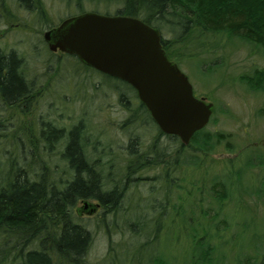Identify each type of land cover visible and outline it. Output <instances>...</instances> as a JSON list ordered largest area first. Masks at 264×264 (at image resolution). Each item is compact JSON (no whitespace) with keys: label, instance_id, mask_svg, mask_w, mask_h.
Returning <instances> with one entry per match:
<instances>
[{"label":"trees","instance_id":"1","mask_svg":"<svg viewBox=\"0 0 264 264\" xmlns=\"http://www.w3.org/2000/svg\"><path fill=\"white\" fill-rule=\"evenodd\" d=\"M81 1L78 0L79 5ZM86 1L120 5L121 8L116 10L115 15L140 19L148 27L158 30L162 49L167 58L177 65L184 61V58L199 61L200 56L214 51L216 48L211 42L216 38L237 41L264 55V0ZM69 61L79 64L71 58ZM199 62L200 66L204 64L206 74H212L209 64L205 61ZM79 65L86 71L95 73L90 67ZM6 68L3 62L0 65V81H2L0 89L6 93L7 90L14 93L15 83L12 80L8 81L11 78L7 73L5 74ZM105 77L115 81L117 85L120 84L118 87L110 88L121 89V93L128 100L127 94L131 93L137 106L136 112L142 118L140 123L137 121L139 125L144 124L151 129L155 127L153 132L158 131L154 143L148 147V150L145 149L146 151L142 152L138 139L134 136L128 137V141L125 139L119 147L120 153L125 154L123 155L125 163L122 164L123 167L121 166L123 170L120 175L123 178L108 189L105 182L113 178L112 159L115 155L107 152L108 149H112L100 141H91L92 137L86 130L88 127H85L82 121L70 128L58 126L59 129L52 128V125L47 122L43 123L42 136L36 139L38 144H34V138L30 139L26 152H23L21 143L16 140L14 155L8 154L7 161L2 166L5 169H0V257H5L7 264H86L92 235L81 224L80 211L75 212L74 208L79 203L92 202L87 212L92 209L93 203H99L103 215L116 217L123 211L124 195L130 188L147 180L139 177V174L156 168L159 170L158 182L161 184L159 189L164 192V200L157 205L164 210L166 206L171 205L170 189L174 187L172 176L177 173L178 168H199L203 161L201 158H208L221 145L225 147L227 153L234 152V148L230 145V136L223 135L221 132L207 131L209 123L206 128L193 135L187 146H184L177 137L162 134L145 106L138 102L133 88L108 75ZM239 79L251 89L264 92V69H256L251 76L242 75ZM121 100L122 98L120 102L123 104ZM129 102L131 103V100ZM123 107L129 109L130 106L123 104ZM259 112L264 115V106ZM214 113L215 108L213 116ZM213 116L209 122L212 121ZM162 138H167L170 142L169 147L159 145ZM99 148L102 151L97 152ZM249 153L240 157V161L235 159L229 161L230 168L224 173L222 179L213 177V188L217 190L214 189L212 192L215 194L216 201L218 199L217 202L230 198L233 202L232 192L235 195L238 194L237 189L243 195L254 194L256 197H261L260 192L255 194L248 189L242 190L241 187L245 174H250L256 168L264 169L262 153L258 150H252ZM26 155L29 158L28 163L24 159V157L27 158ZM102 159H104L103 163H101ZM241 161L240 167L234 166L236 162ZM107 166L111 167L106 169ZM261 184L264 186V181ZM173 202L174 210L182 208L181 203L178 205L174 200ZM135 208L131 211L133 212ZM132 215L131 219L124 220V226L128 229L135 226L140 228L136 233L131 229L133 232L131 237L137 241L140 240V234L145 236L147 233V239H143L147 242L139 246L140 250H144L158 241V236L165 228L162 229L160 220L156 217V222L152 225L155 230L150 233L145 230L147 219L143 220L144 218L137 214L138 218L133 220ZM215 218H218L216 214ZM113 220L111 224L117 227L115 224L117 220ZM182 222L191 229L189 237L193 250L188 256L187 264H214L215 259L218 258L216 254L219 247L211 246L210 239L213 242L218 239V231L213 228L212 234L216 233L213 236L199 226L203 231L202 236L199 237L196 228L190 225V219ZM102 225L109 233L108 224L103 218ZM128 247V243L113 247L110 241L108 254L100 264H141L135 262L134 257L128 256ZM123 256L120 263H114L119 261L118 257ZM225 259L223 255H220L218 262L225 263ZM237 263L241 264L239 260ZM147 264L171 263L161 256L154 255L148 259ZM243 264H249L248 260Z\"/></svg>","mask_w":264,"mask_h":264},{"label":"rangeland","instance_id":"2","mask_svg":"<svg viewBox=\"0 0 264 264\" xmlns=\"http://www.w3.org/2000/svg\"><path fill=\"white\" fill-rule=\"evenodd\" d=\"M46 1L50 6L49 10L51 9L53 20L58 10L64 12L63 8H55L58 0ZM79 8L80 14L96 12L114 16L116 10L121 7L111 3H90L82 0ZM211 44L216 49L200 56L199 61L209 64L212 74H206L204 64L200 66V62L196 59L184 58V61L178 63V67L190 81L194 96L204 98L207 103L211 102L214 105L215 113L206 128L207 131L221 132L223 135L230 136V145L234 148V152L227 153L225 147L221 145L208 158H201L203 161L199 168H178L177 173L172 176L174 187L170 189L171 205L166 206L164 210L157 205L164 200V192L159 189L161 185L158 182L160 180L159 170L155 168L139 174V177L147 180L130 188L124 195L123 211L116 217L103 215L102 210H96L90 214L85 210L80 211L79 220L92 235V244L87 252L86 264L102 263L108 254L110 241L113 247L128 243V256L134 257L135 262L141 264H147L148 259L154 255L161 256L171 264H187L189 263L188 256L193 250L189 237L191 229L182 222L187 219L191 220L190 225L196 228L199 237L202 236V229L211 234L213 228L218 231V239L214 242L210 239V243L211 246L219 247L216 258L223 255L226 259L225 263H222L218 262L217 258L214 264H238V260L241 264L246 260L249 264H264V186L261 184L264 181V169L256 168L250 174H245L241 186L242 190L248 189L255 194L260 192L261 197H256L254 194L252 196L243 195L237 189L238 194L235 195L232 192L233 202L230 201L231 198L217 202L218 199L216 201L215 194L212 192L215 189L213 188V177H218V180L222 179L224 173L230 168L229 161L234 159L240 161V157L250 154L252 150H258L264 156V115L259 112L264 106V92L251 89L239 79L242 75L251 76L256 69H264V55L256 49L244 46L237 41H227L224 38L213 39ZM46 60L45 57L37 58L36 66L45 65ZM69 60L70 58L64 61L61 68V76L64 73L68 83L62 89L60 85L55 89L51 98L56 102L48 103L51 106L45 105V114L50 113L49 118L54 120L59 127L68 126L70 128L82 121L85 127H88L86 130L92 137L91 141L98 140L112 149L107 150L115 155L112 159L113 178L105 182L109 189L111 185L114 186L115 182L123 178L120 175L123 170L122 164L125 163L123 157L125 154L120 153L119 150L123 141L134 136L138 139L143 152L154 143L158 131L153 132L155 127L151 129L144 124L139 125L142 118L136 112L137 106L131 93L127 94L131 100L129 109L123 107L119 100L121 89L110 88L118 87L120 84L117 85L115 81L97 72L86 71L76 62ZM64 93L69 99L61 98ZM22 125L33 128V124L29 123L10 126V138L0 141V169L2 170L5 169L2 166L7 161L5 157H8V154L13 156L16 148V139L12 132H17ZM159 143L162 147L170 146L167 138L160 139ZM241 164L242 161L236 162L234 166L240 167ZM110 167L107 166L106 169ZM154 178L156 179L153 180ZM179 199L180 201H176ZM173 200L178 205L181 203L182 208L174 210ZM91 203L87 204L91 205ZM82 206L83 204L79 203L74 208L75 212L79 211ZM132 208H135L133 212ZM131 214H133V220L138 216L144 218L143 220L147 219L145 230L150 233L155 230L152 225L156 222V217L160 220V225L165 230L158 236L156 243L144 250L139 249L140 244L147 242L143 240L147 239V233L145 236L140 234L138 241L132 239V230L136 233L140 228L135 226L131 230L124 226V220L131 219ZM215 214L218 217L215 218L216 220L214 219ZM102 218L108 224L109 233L102 225ZM113 219L117 220L115 223L117 227L111 224ZM215 234L214 232L212 235L215 236ZM118 258L119 261L114 263H120L124 256ZM4 259L5 257H0V264H7Z\"/></svg>","mask_w":264,"mask_h":264},{"label":"water","instance_id":"3","mask_svg":"<svg viewBox=\"0 0 264 264\" xmlns=\"http://www.w3.org/2000/svg\"><path fill=\"white\" fill-rule=\"evenodd\" d=\"M45 40L51 49L130 85L161 133L184 146L208 126L213 103L194 96L187 76L162 49L159 31L140 19L86 12L63 22ZM88 206L84 203L79 211Z\"/></svg>","mask_w":264,"mask_h":264},{"label":"flooded vegetation","instance_id":"4","mask_svg":"<svg viewBox=\"0 0 264 264\" xmlns=\"http://www.w3.org/2000/svg\"><path fill=\"white\" fill-rule=\"evenodd\" d=\"M58 1L55 8H63L64 12L58 10L53 20L46 0H0V65L5 62L7 67L5 74L11 78L8 81L12 80L15 83L16 89L14 93L8 90L6 93L0 89V141L10 138V126L14 127L20 123L33 124V128L22 125L17 132H12L14 139L21 143L23 152H26L30 145V139L34 138V144H38L36 139L42 136L43 123L47 122L52 128L59 129L55 121L49 118L50 113L45 114L44 107L51 106L48 103L56 102L51 98L55 89L59 85L62 89L68 83L64 73L61 76L64 61L71 58L81 64L75 55H68L58 48L51 49L45 40L50 31L58 29L71 17L81 15L78 0ZM39 57L47 58L46 66H36V59ZM120 94L119 100L122 98L124 105H130L126 96ZM66 97L65 93L61 96L69 99ZM136 97L138 100L137 95ZM99 151L102 149H97V152ZM26 156L24 159L28 163L29 158ZM103 162L104 159L101 160V163ZM93 204L92 208L95 211L101 210L99 203Z\"/></svg>","mask_w":264,"mask_h":264}]
</instances>
